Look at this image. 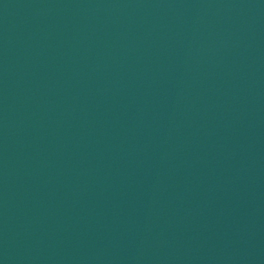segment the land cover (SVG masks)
Listing matches in <instances>:
<instances>
[{
  "label": "water",
  "instance_id": "1",
  "mask_svg": "<svg viewBox=\"0 0 264 264\" xmlns=\"http://www.w3.org/2000/svg\"><path fill=\"white\" fill-rule=\"evenodd\" d=\"M0 264H264V0H0Z\"/></svg>",
  "mask_w": 264,
  "mask_h": 264
}]
</instances>
